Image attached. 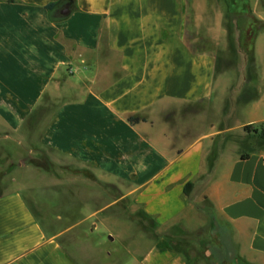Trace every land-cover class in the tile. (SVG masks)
<instances>
[{"label":"crops","instance_id":"crops-1","mask_svg":"<svg viewBox=\"0 0 264 264\" xmlns=\"http://www.w3.org/2000/svg\"><path fill=\"white\" fill-rule=\"evenodd\" d=\"M192 2L0 0V173L15 165L0 193V264H96L102 225L124 233L136 219V237L106 231L127 240L130 264H190L167 239L196 227L226 264H264V142L244 130L264 129V29L252 43L256 96L227 105L245 83L216 67L229 8ZM235 11L264 23V0ZM52 157L68 172L57 184L24 177V159Z\"/></svg>","mask_w":264,"mask_h":264},{"label":"rangeland","instance_id":"rangeland-1","mask_svg":"<svg viewBox=\"0 0 264 264\" xmlns=\"http://www.w3.org/2000/svg\"><path fill=\"white\" fill-rule=\"evenodd\" d=\"M189 1L192 2V0H189ZM192 3H193V6H195V10H212L213 13L214 12L217 13L219 12V10L228 9V7L232 8L233 10H239L242 4V0H194V2ZM212 19H214V14H212ZM259 45H261V42L259 43V40H257V46L259 47ZM222 55H223V58L229 60L228 52L226 53L222 52ZM241 57L243 58V61L238 65V67L235 70L238 71L237 72L238 75H239V70L241 71V73L245 75V59L243 55H241ZM260 57H261V60H260ZM260 57L259 55L257 57L260 60L257 63V71L259 72V74H262L264 73V63L261 62L263 61V57L262 56ZM224 62L225 61L220 62L221 68H217L218 71L225 70L224 65H223ZM225 76L227 78H229L230 76V79L235 78L234 72H230ZM217 78H218L217 82H220V80H223L225 77L224 75H219ZM236 85H237L236 87L239 86L238 84ZM255 85L257 86V82H255ZM237 97L238 96L234 94H230V96H228L226 99L227 105H230V103H236ZM245 108H248V107L246 106L241 107L240 110H243ZM230 113L233 114L234 111ZM231 118L234 120L233 116ZM51 160H52L51 162H49L46 159L40 160L43 163H46L48 167V169H44L40 167H35L29 164V161L27 160V158L24 159L23 160L24 169L27 170V168H29L32 171L30 175H25L24 177H28V176H31L33 178L37 177V180L45 182L46 184H51V185L57 184L59 182L58 180L60 178V174H65L68 172H66L65 169L62 170V168L59 166L58 161L55 158L52 157ZM14 167L15 165L11 164L7 170L4 168V172L0 173V193L8 191L9 189L12 188L10 172L12 171ZM38 194H40L39 196L40 198L44 197L42 192H38ZM45 194L55 197L58 194V191L48 190L45 192ZM24 195H27L25 191H24ZM53 199L54 198H52L51 200ZM45 204L47 206L44 207L43 209H44V212L47 213L48 215L54 217L55 215L59 213L60 207L54 206V204L50 203V201L45 202ZM133 216H137V215L133 214ZM141 223L142 225H140L139 219H136V224H134L133 226L134 229L125 227V229L123 230L124 233L121 232L122 231L121 227L114 223L113 224L111 223L109 225H102V227L98 231L99 234L96 239V242L99 243L98 252H95L97 254L96 257H98L97 259L98 262L96 264H130L132 262L131 259L133 258L131 256H128L126 258V253L123 250L125 245H127V240L124 239V241L122 242V240L119 239L114 242H110L108 240V234L112 235V233H108L106 231H111L114 233V235L117 233H120V234L122 233L123 238H129L132 236L136 237L135 234H137L136 233L137 231H134V230H137V229L140 230L142 229V226H145V221L142 220ZM150 233L151 232H149V234ZM167 242L171 244L172 246H174L177 250L182 252L185 255V257L188 259V262L190 264H226V259H229V256L226 254H222V255L218 254V249L217 247H215V245L217 246L218 238L210 234L207 230H204V227H196V230L192 231L191 234L190 233L187 234V232L181 231L176 236L168 237ZM93 243L94 242H92L91 244ZM122 243L124 246L122 245ZM134 243L135 244H132L131 249L137 255V253H140V251L144 249L145 243L142 241L139 243L138 242L137 243L134 242ZM91 248L90 249L94 251L93 245L91 246ZM86 249L88 251L87 253L92 252V251H89L87 247ZM105 252H110V256H106Z\"/></svg>","mask_w":264,"mask_h":264},{"label":"trees","instance_id":"trees-1","mask_svg":"<svg viewBox=\"0 0 264 264\" xmlns=\"http://www.w3.org/2000/svg\"><path fill=\"white\" fill-rule=\"evenodd\" d=\"M244 2V0H242ZM54 4H49L46 9L49 11L52 9ZM227 11V32H228V57L229 60L223 58L222 52L215 50L214 46L211 48L216 51V67L221 68L220 62H223L224 69H236L240 64V55L244 56L245 59V83L242 91L237 97L238 105H245L250 102L256 96V85L257 76L254 72V58H253V39L262 29H264V23L258 20L254 15L248 11L236 12L232 8L228 7ZM221 60V61H220ZM128 121L133 124L138 121L135 117H129ZM244 130L253 136L252 141L256 142L258 145L264 142V129H256L253 126H245ZM255 143V144H256ZM245 157V156H244ZM29 164L48 169L46 163L36 159L30 158ZM192 187L191 184H187L184 188V194L187 196L189 190ZM169 244V243H168ZM170 246H172L170 244ZM176 249L174 246H172ZM177 250V249H176Z\"/></svg>","mask_w":264,"mask_h":264},{"label":"water","instance_id":"water-1","mask_svg":"<svg viewBox=\"0 0 264 264\" xmlns=\"http://www.w3.org/2000/svg\"><path fill=\"white\" fill-rule=\"evenodd\" d=\"M68 13H69V6H68V5H65V6L62 8V11H61L62 17H63V16L65 17Z\"/></svg>","mask_w":264,"mask_h":264}]
</instances>
